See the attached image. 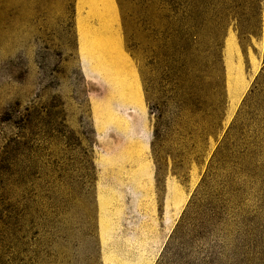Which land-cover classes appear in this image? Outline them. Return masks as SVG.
I'll use <instances>...</instances> for the list:
<instances>
[{
    "label": "rangeland",
    "instance_id": "rangeland-1",
    "mask_svg": "<svg viewBox=\"0 0 264 264\" xmlns=\"http://www.w3.org/2000/svg\"><path fill=\"white\" fill-rule=\"evenodd\" d=\"M0 264H264V0H0Z\"/></svg>",
    "mask_w": 264,
    "mask_h": 264
}]
</instances>
